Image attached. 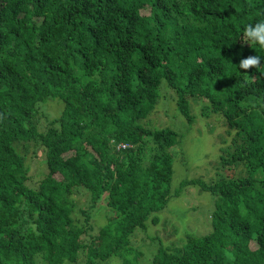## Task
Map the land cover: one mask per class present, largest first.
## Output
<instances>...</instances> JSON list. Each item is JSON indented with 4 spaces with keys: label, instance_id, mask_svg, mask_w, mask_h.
Wrapping results in <instances>:
<instances>
[{
    "label": "trees",
    "instance_id": "trees-1",
    "mask_svg": "<svg viewBox=\"0 0 264 264\" xmlns=\"http://www.w3.org/2000/svg\"><path fill=\"white\" fill-rule=\"evenodd\" d=\"M260 19L264 0H0V264H74L87 249L85 264H97L130 251L170 196L178 134L139 124L162 80L188 122V99L201 98L247 150L220 157L245 176L185 183L215 196L211 231L175 254L160 248L152 264H264V61L235 67L264 55L243 33ZM47 99L63 110L41 133ZM29 142L46 153L36 187L17 148ZM79 190L83 215L102 199L110 213L89 245L72 218Z\"/></svg>",
    "mask_w": 264,
    "mask_h": 264
},
{
    "label": "rangeland",
    "instance_id": "rangeland-1",
    "mask_svg": "<svg viewBox=\"0 0 264 264\" xmlns=\"http://www.w3.org/2000/svg\"><path fill=\"white\" fill-rule=\"evenodd\" d=\"M143 14H148V11ZM188 101L193 117L191 122L177 108L175 91L162 80L155 108L139 124L150 129L169 128L178 134L177 145L170 149L173 173L168 202L164 209L149 216L144 230L134 232L130 238L129 252L110 256L97 264H123L124 259L132 264H152V259L160 248L175 254L186 243V238H199L209 234L215 196L196 185L185 183L202 181L213 184L245 176L242 165H226L220 158H236L238 151L247 150L244 134L232 130L224 117L211 109L209 102L201 98H189ZM62 110L63 103L58 99H47L40 103L34 122L37 130L45 132L49 123L57 119ZM17 148L25 157L30 180L28 185L36 187V183L48 173L46 153L40 144L34 142L19 143ZM73 200L75 208L72 218L76 226H88V232L82 235L81 241L83 245H89L93 239H97L98 230L109 220L106 201L102 199L83 215L81 210H86L89 206L88 192L74 191ZM153 217L157 219L156 224L151 222ZM87 251L88 249L80 251L78 261L74 264H85ZM36 264L43 263L36 261Z\"/></svg>",
    "mask_w": 264,
    "mask_h": 264
},
{
    "label": "clouds",
    "instance_id": "clouds-1",
    "mask_svg": "<svg viewBox=\"0 0 264 264\" xmlns=\"http://www.w3.org/2000/svg\"><path fill=\"white\" fill-rule=\"evenodd\" d=\"M243 33L249 42L258 45L264 51V19H260L255 23L246 24L243 28ZM262 61H264V55L256 54L241 59L235 67L241 71H246L250 68L259 67Z\"/></svg>",
    "mask_w": 264,
    "mask_h": 264
},
{
    "label": "built area",
    "instance_id": "built-area-1",
    "mask_svg": "<svg viewBox=\"0 0 264 264\" xmlns=\"http://www.w3.org/2000/svg\"><path fill=\"white\" fill-rule=\"evenodd\" d=\"M129 146L128 145H126V144H118L117 146H116V149L118 150V151H120V150H124V149H126V148H128Z\"/></svg>",
    "mask_w": 264,
    "mask_h": 264
},
{
    "label": "bare ground",
    "instance_id": "bare-ground-1",
    "mask_svg": "<svg viewBox=\"0 0 264 264\" xmlns=\"http://www.w3.org/2000/svg\"><path fill=\"white\" fill-rule=\"evenodd\" d=\"M147 217H148V216H147ZM153 218H154V217H153ZM153 218H152V219H153ZM128 242H129V241H128Z\"/></svg>",
    "mask_w": 264,
    "mask_h": 264
}]
</instances>
